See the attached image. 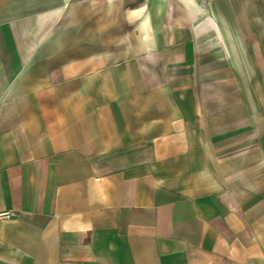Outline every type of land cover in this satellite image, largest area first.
<instances>
[{"label":"crops","instance_id":"crops-1","mask_svg":"<svg viewBox=\"0 0 264 264\" xmlns=\"http://www.w3.org/2000/svg\"><path fill=\"white\" fill-rule=\"evenodd\" d=\"M212 1L0 0V264H264V0Z\"/></svg>","mask_w":264,"mask_h":264},{"label":"rangeland","instance_id":"rangeland-1","mask_svg":"<svg viewBox=\"0 0 264 264\" xmlns=\"http://www.w3.org/2000/svg\"><path fill=\"white\" fill-rule=\"evenodd\" d=\"M211 4V5H210ZM206 3L207 5V8H210L213 10V11H216L217 13H220V9L222 10V14H226L228 16L230 15H233V14H236L235 13V8L231 7L230 5H232L229 1L226 2V6H224L223 4H219L218 0H213L211 3ZM255 4H259V7H254V12L259 15V16H262L264 15V7H262V3L261 2H255ZM249 9V8H248ZM241 10V9H240ZM245 9H242L241 13L243 12L244 14V11ZM238 13H240V11L238 10ZM260 78H264V73H260Z\"/></svg>","mask_w":264,"mask_h":264}]
</instances>
